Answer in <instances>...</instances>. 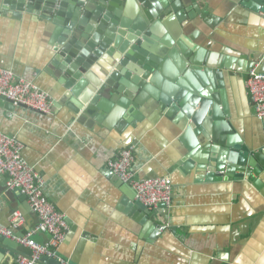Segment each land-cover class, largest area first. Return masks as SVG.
I'll list each match as a JSON object with an SVG mask.
<instances>
[{
	"label": "crops",
	"instance_id": "crops-1",
	"mask_svg": "<svg viewBox=\"0 0 264 264\" xmlns=\"http://www.w3.org/2000/svg\"><path fill=\"white\" fill-rule=\"evenodd\" d=\"M4 1L0 67L35 82L53 106L47 114L25 105L10 111L0 99V130L22 143L24 158L45 180L47 198L65 216L68 230L58 256L67 264H264V180L247 168L236 169L242 174L235 177L210 178L205 165L193 159L204 151L203 134L192 133L184 120L169 118V108L161 111L159 101L149 96L138 111L142 118L127 126L133 109L116 101L108 106L112 113H74L80 97L72 92L76 84L62 69L56 46L60 38L76 45L80 32L44 17L43 11L25 10L18 18ZM184 1L192 11L182 26L184 38L193 36L218 61L228 58L240 68L257 60L264 64L263 6L255 11L254 0H196L195 11L192 0ZM75 6L76 0L67 1L64 12L71 15ZM175 44L168 32L160 35L159 47L171 50ZM247 72L225 74L231 113L226 121L254 153L264 148V119L256 117L248 95ZM130 145L137 177L163 176L172 184L171 204L151 209L149 217L135 207L133 188L107 166ZM214 152L209 156H217ZM16 210L25 221L13 232L26 234L38 217L25 193L8 189L0 173L1 227L9 225ZM33 238L52 246L48 233L36 232ZM0 264H13L9 252L0 251Z\"/></svg>",
	"mask_w": 264,
	"mask_h": 264
},
{
	"label": "water",
	"instance_id": "water-1",
	"mask_svg": "<svg viewBox=\"0 0 264 264\" xmlns=\"http://www.w3.org/2000/svg\"><path fill=\"white\" fill-rule=\"evenodd\" d=\"M67 1L5 0L4 4L17 11L15 16L18 18L25 10L43 11L44 17L51 15L56 22L80 32L76 45L60 38L59 46H56L62 69L76 84L72 92L80 97L76 107L72 106L74 113L79 114L82 110L90 116L96 111L112 113L108 106L116 101L127 110L133 109L126 117L127 126L133 119L142 118L138 111L144 98L149 96L159 101L161 111L169 108L166 112L169 118L184 120L192 133L203 134L204 151L197 152L193 159L205 165L210 178L224 174L235 177L242 174L235 173L236 169L244 171L247 168L250 174L264 180V148L251 153L226 121L231 113L225 82L226 73L240 76L252 68L264 72V64L257 60L253 65L240 68L228 58L218 61L216 54L204 48L193 36L187 37L191 40L184 38L182 26L192 12L184 0H76L71 15L64 12ZM192 1L193 9L198 11L196 0ZM254 2L258 7L252 4L251 8L255 11L264 7V0ZM66 14L67 18L64 17ZM164 32L176 41L171 50L158 45ZM167 40L168 46L171 45V39ZM94 64L98 66L93 67ZM0 99L4 100L6 109L14 110L12 100L1 95ZM195 148L197 146L190 152ZM211 150L217 156H209ZM226 162L228 167H224ZM223 167L225 173H220ZM109 172L113 174L112 170ZM135 205L149 217V208L138 201ZM14 235L22 237L24 234ZM0 251L9 252L13 264L18 256L31 258L32 255L30 248L1 233ZM35 264L65 263L42 256Z\"/></svg>",
	"mask_w": 264,
	"mask_h": 264
},
{
	"label": "built area",
	"instance_id": "built-area-1",
	"mask_svg": "<svg viewBox=\"0 0 264 264\" xmlns=\"http://www.w3.org/2000/svg\"><path fill=\"white\" fill-rule=\"evenodd\" d=\"M246 88L256 117L264 119V72L252 68L248 72ZM0 95L13 101L15 105H25L41 113H51L52 100L49 94L35 82L17 76L12 70L0 67ZM22 143L14 136L0 130V173L6 175L8 189L25 193L27 202L38 217L37 225L22 237H15L14 230L24 224L25 217L20 210L12 213L9 225L0 227L4 236H13L18 243L32 251L31 258L18 256L14 264H35L42 256L57 258V249L65 238L68 225L63 213L59 212L44 191L45 180L34 166L23 156ZM134 146L122 149L107 161V166L122 182L130 184L138 202L154 209L164 203L169 206L173 199L172 184L167 177L139 178L132 169ZM36 232L48 233L52 246L36 241ZM67 264V263H65Z\"/></svg>",
	"mask_w": 264,
	"mask_h": 264
}]
</instances>
